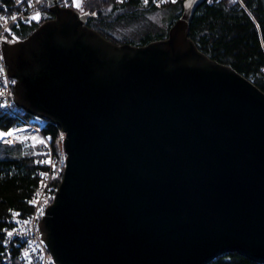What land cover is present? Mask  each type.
<instances>
[{
  "label": "water",
  "instance_id": "water-1",
  "mask_svg": "<svg viewBox=\"0 0 264 264\" xmlns=\"http://www.w3.org/2000/svg\"><path fill=\"white\" fill-rule=\"evenodd\" d=\"M118 45L60 0L3 54L16 104L61 127L67 165L40 223L58 264H264V92L190 38Z\"/></svg>",
  "mask_w": 264,
  "mask_h": 264
},
{
  "label": "trees",
  "instance_id": "trees-1",
  "mask_svg": "<svg viewBox=\"0 0 264 264\" xmlns=\"http://www.w3.org/2000/svg\"><path fill=\"white\" fill-rule=\"evenodd\" d=\"M185 1L180 0L178 3L163 6H166L167 10L176 9L179 13L178 19ZM88 3L92 14L88 26L115 44L145 46L168 37V33H164L154 24L146 28L144 38L139 44L127 36H119L117 32V25L122 23L119 18L134 13L138 15L143 8L154 10V4L145 6L139 0L121 3L116 0H90ZM111 5L114 10L107 13L106 9ZM17 8L15 0H0L1 13H10ZM48 8L46 6L43 9V14L44 11L48 12V17H43L42 14L40 21L33 27L20 26L18 32L23 40L44 22L55 17ZM190 38L199 51L212 61L232 67L264 92V0H204L193 16ZM24 113L26 116H32L25 110ZM46 121L44 134L51 137L56 146L62 134L61 127L52 121ZM16 125L13 117L0 107V128L8 130ZM41 151L40 148L37 150L19 142L13 145L0 142V264H21L18 248H15L10 256L7 255L6 230L11 226L10 218L14 212L30 216L34 211L30 202L40 188L44 171L49 170L37 162L38 158H42L39 154ZM61 178L55 184L56 188L60 186ZM210 264L259 263L239 253L230 252L220 255Z\"/></svg>",
  "mask_w": 264,
  "mask_h": 264
},
{
  "label": "built area",
  "instance_id": "built-area-1",
  "mask_svg": "<svg viewBox=\"0 0 264 264\" xmlns=\"http://www.w3.org/2000/svg\"><path fill=\"white\" fill-rule=\"evenodd\" d=\"M78 1L60 0L59 5L64 8L70 5L73 9H79L75 6ZM118 1L121 3L128 0ZM139 1L145 6L151 4L160 6L158 4L178 3L180 0ZM15 2L18 6L17 10L10 13L8 11L6 13L0 12V17L4 18L0 19V107L13 117L17 125L8 130L0 128V134L13 133L11 136L0 135V142L13 145L16 140H25L31 136L41 139L40 143L44 146V153L42 158L37 159V162L49 170L44 171L40 188L30 202L34 208L33 213L30 216H22L20 213L14 212L10 218L11 226L6 230L5 246L8 256L12 254L15 248L19 249L18 258L21 264H58L44 240L40 223L50 205H47L46 202L51 200V204L53 203L59 188H56L55 184L61 177L63 178L67 165L68 154L65 146H63L66 134H61L56 147L52 138L44 134L46 119L37 115L26 116L24 109L16 104L14 97L16 80L9 75L6 58L3 54L5 41L10 44L20 43L22 41V35L18 32L20 26L33 27L39 22L42 18L43 9L48 5L49 0H15ZM37 14H39V19L32 20L31 17ZM13 16L16 17L15 20L12 19ZM45 182H47L46 185ZM8 232H12L13 235L9 237Z\"/></svg>",
  "mask_w": 264,
  "mask_h": 264
},
{
  "label": "rangeland",
  "instance_id": "rangeland-1",
  "mask_svg": "<svg viewBox=\"0 0 264 264\" xmlns=\"http://www.w3.org/2000/svg\"><path fill=\"white\" fill-rule=\"evenodd\" d=\"M88 1L90 0H79V9H74L80 12H85V11H89V5L90 3H88ZM118 1V0H116ZM60 4V2H59ZM173 4V3H172ZM160 6H156V8L154 10H147V9H142L140 10V14L136 15L134 14H128L125 17L119 18V20L122 21V23H119L117 25V27H119L118 29V33L119 36L123 35L124 37L127 36L129 39L133 40L135 43L139 44L141 42V40L144 38L145 35V30L148 26L154 24L156 25L158 28L162 29L164 33H169V30L171 29V27L173 26V22L177 21V16L179 15V13L177 12L176 9H166V6H163L161 4H158ZM49 7V6H48ZM50 10V8H48ZM107 13H112L114 10V6L111 5L109 6L107 9ZM48 12L44 11L43 17L44 15L46 17ZM92 14L89 13V16L91 17ZM141 16V17H140ZM53 19V18H52ZM90 19V18H89ZM177 19V20H176ZM149 28V27H148ZM120 39V38H118ZM122 43V42H121ZM125 45V44H123ZM23 143L25 144L27 147H34L37 150L42 149V151L39 153L40 156L43 155L44 153V146L40 143L41 139L35 137V136H31V138L28 139H23V140H16V143ZM38 147V148H37ZM57 147V144H56ZM45 185L47 184V182L44 183ZM47 205H51V200H48V202H46ZM44 204V205H46ZM49 205V206H50Z\"/></svg>",
  "mask_w": 264,
  "mask_h": 264
},
{
  "label": "snow or ice",
  "instance_id": "snow-or-ice-1",
  "mask_svg": "<svg viewBox=\"0 0 264 264\" xmlns=\"http://www.w3.org/2000/svg\"><path fill=\"white\" fill-rule=\"evenodd\" d=\"M145 2H147V0H145ZM161 2H162V0H161ZM75 6H76V7H79L80 5H79L78 3H76ZM0 19H4V18H3V17H0ZM12 19L15 20L16 17L13 16ZM31 19H32V20H37V19H39V14L32 16ZM5 23H6V21H5ZM12 134H13L12 132H8V133L0 134V135L11 136ZM7 235H8L9 237H11V236L13 235V233H12V232H8ZM25 255H27V253H25Z\"/></svg>",
  "mask_w": 264,
  "mask_h": 264
},
{
  "label": "flooded vegetation",
  "instance_id": "flooded-vegetation-1",
  "mask_svg": "<svg viewBox=\"0 0 264 264\" xmlns=\"http://www.w3.org/2000/svg\"><path fill=\"white\" fill-rule=\"evenodd\" d=\"M23 40V39H22Z\"/></svg>",
  "mask_w": 264,
  "mask_h": 264
}]
</instances>
